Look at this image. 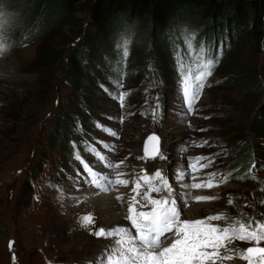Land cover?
<instances>
[{
  "label": "rangeland",
  "instance_id": "rangeland-1",
  "mask_svg": "<svg viewBox=\"0 0 264 264\" xmlns=\"http://www.w3.org/2000/svg\"><path fill=\"white\" fill-rule=\"evenodd\" d=\"M18 5V0H0V264H112L117 257L130 258L136 247L151 245L181 251L188 264H264V127L257 129L264 118V43L242 35L236 25L222 33L224 28L195 15L181 20L185 46L172 62L175 70L165 50L159 52L167 62L161 68L149 45L151 27L143 22L120 38L121 73H111L116 65L104 50L101 59L83 62L82 86L75 93L63 68L50 75L30 65L37 43L15 46L13 35L22 22ZM78 17L87 19L85 13ZM71 29L65 27L66 51L82 35ZM202 53L204 61H195ZM144 55L148 59L142 64ZM66 126L69 135L61 129ZM152 133L159 137V154L148 158ZM195 180H200L196 186L183 188ZM202 185L212 201L187 202L177 214L196 223L201 234L214 224L223 231L215 259L203 255L199 261L194 246L202 238L187 239L184 230L185 237L172 239L168 247L166 237L155 243L159 218L156 210L148 213L159 205L175 212L178 203L170 202V192L185 190L189 196ZM113 193L123 197L122 217L130 213L114 232L116 225L104 220L110 209L91 203ZM134 211L136 224L150 230L152 240L124 249L125 237L115 240L127 230L135 238Z\"/></svg>",
  "mask_w": 264,
  "mask_h": 264
},
{
  "label": "trees",
  "instance_id": "trees-1",
  "mask_svg": "<svg viewBox=\"0 0 264 264\" xmlns=\"http://www.w3.org/2000/svg\"><path fill=\"white\" fill-rule=\"evenodd\" d=\"M18 3L22 22L13 35L15 46L37 43L36 55L30 65L50 75L55 69L63 68L65 79L75 93L82 86L83 62L101 59L104 50L110 53L116 65L111 67V73H121L124 54L119 45L120 38L126 29L143 22L151 27L149 45L156 55L155 64L161 68L167 66V62L159 58L161 50H165L169 64L177 57L180 59L185 46L181 20L188 21L195 15L209 21L210 26L224 28L222 33L236 25L242 35L264 43V0H18ZM79 13H85L87 19L78 17ZM65 27L76 28L82 33L69 51L65 45L70 36L65 35ZM205 40L204 34L200 42L204 44ZM194 58L198 62L204 61V54ZM141 59L145 64L148 57L144 55ZM172 68L175 70L174 65ZM102 74L104 79H112L108 73ZM258 122L260 131L264 127V118ZM61 129L64 135L71 134L67 126ZM61 132L60 129L56 131V136L61 138Z\"/></svg>",
  "mask_w": 264,
  "mask_h": 264
},
{
  "label": "bare ground",
  "instance_id": "bare-ground-1",
  "mask_svg": "<svg viewBox=\"0 0 264 264\" xmlns=\"http://www.w3.org/2000/svg\"><path fill=\"white\" fill-rule=\"evenodd\" d=\"M104 172H106V171H104ZM203 173V172H202ZM110 174H112L111 172H107V174H105L104 176L105 177H107L108 179L110 178ZM102 175V174H101ZM115 177H117L115 174L113 175V177H112V180L111 181H114V178ZM211 177V176H210ZM205 179V178H204ZM217 180V179H216ZM219 180V179H218ZM217 180V181H218ZM198 181H200V180H195L194 181V183H190V182H186V183H182V186H183V188H188V187H193V185L196 183V182H198ZM210 181V180H209ZM193 184V185H192ZM212 184V183H211ZM197 185V183L195 184V186ZM92 186H93V184H92ZM95 186V185H94ZM108 186H111V184H109V183H107V187ZM211 186V185H210ZM100 187H103V188H105L106 187V185L104 186H100ZM214 187H216V186H214ZM177 189H179V188H177ZM214 190H217V188H214V189H212V191H214ZM142 191V190H141ZM190 191V190H189ZM140 192V191H139ZM143 192V191H142ZM162 192V191H161ZM182 194H179V191L177 192V191H174V192H170V202L173 200V199H175V200H177V207L179 208V210L181 209V207L185 204V203H187V202H190L191 203V205L189 204V206H192V205H194V204H196V203H198L196 200L198 199V198H201L200 200H202L201 202L199 201V203H206V202H209V201H212V200H208L207 198V196H208V194H207V196H205L204 194H206V192H207V187L205 186V185H202V186H200V187H198L196 190H193L192 189V192H191V194L189 195V196H186V194H184V192H185V190H182ZM138 193V192H137ZM166 193V194H165ZM165 197H166V195H167V191H165ZM210 193V192H209ZM99 194V193H98ZM97 195V194H96ZM111 195V194H110ZM109 195V196H110ZM145 195V194H144ZM188 195V194H187ZM76 196V195H75ZM100 196H105V197H99V195H98V197L99 198H97V200H94V201H92L91 203H93V204H102L104 207L103 208H108V209H110V212H107V214H106V216H105V223L108 225V226H111V225H116V227L114 226V229H112L113 230V232H114V230L115 229H117V227H120V226H124V224L122 223V221H124V223H125V221H127L128 219V213H124L125 214V217H122V214H121V210H122V203L124 202V200H123V197L121 198V197H118V196H116V193H113V195H111V197L110 198H107V196L108 195H103V194H100ZM134 196V195H133ZM132 195H130V196H128L129 198H130V201H129V199H128V201H129V204L128 205H130V206H132V205H134L135 203H134V198L135 197H133ZM137 196V195H136ZM146 196V195H145ZM145 196H144V198H145ZM163 196V195H162ZM94 197V196H93ZM150 197V196H149ZM164 197V196H163ZM169 197V196H168ZM89 198V197H88ZM137 198V197H136ZM71 200H72V202H74V203H76L77 201H78V198L77 197H71L70 198ZM164 199V198H163ZM76 200V201H75ZM127 200V199H126ZM80 201V200H79ZM89 201V200H88ZM88 201L86 200V198H85V202L84 203H88ZM141 201V200H140ZM139 201V202H140ZM153 201V200H152ZM152 201H151V203H152ZM155 201V200H154ZM103 202H104V204H103ZM138 202V203H139ZM157 202V201H156ZM163 202V201H162ZM81 203V202H80ZM165 203V202H164ZM172 203V202H171ZM136 205V204H135ZM134 205V206H135ZM142 205V204H141ZM145 205V204H144ZM166 206V205H165ZM169 207V206H168ZM173 207H175V205H173ZM187 207V206H186ZM126 208V207H125ZM102 209V208H101ZM131 209V208H130ZM133 209V208H132ZM136 209V208H135ZM174 209V208H173ZM127 210V208L125 209V211ZM138 210V209H137ZM166 210V209H165ZM104 211V210H103ZM172 211V210H171ZM131 212V211H130ZM135 212V211H134ZM176 212V211H175ZM181 213V212H180ZM132 214V213H131ZM133 215V214H132ZM128 216V217H127ZM180 216H182V215H180ZM131 218V217H130ZM175 217H172L171 219H174ZM90 220V219H89ZM188 220V219H187ZM201 220V219H200ZM185 221V220H184ZM153 223H155V222H153ZM121 224H123V225H121ZM157 225V224H156ZM155 226V225H154ZM153 227V226H152ZM156 227V226H155ZM154 227V228H155ZM143 228V227H142ZM145 228V227H144ZM121 229V228H120ZM149 229V228H148ZM152 229V228H151ZM164 229V228H163ZM111 230V229H110ZM126 230V229H125ZM144 230V229H143ZM187 231V230H186ZM109 232H112V231H109ZM116 232V231H115ZM124 232V231H123ZM149 232V234H150V230L148 231ZM155 232V231H154ZM147 233V232H146ZM117 234V233H116ZM123 235L121 236V237H119V238H117V240H115V241H119L120 239H123L124 237H125V239H126V242H124V245L123 246H121L122 248H126V247H128V246H130L131 248H133L134 246H133V244H135L137 241L135 240V238H133L132 237V234L127 230V231H125L124 233H122ZM154 234V233H153ZM186 235H187V233H186ZM225 235V234H224ZM111 236V235H110ZM166 237V238H169V235L168 234H166V235H162V237L160 238V240H163V237ZM116 237V236H115ZM132 237V238H131ZM140 237V236H139ZM226 238V237H225ZM110 239V238H109ZM145 239H148L149 240V238H147V237H144L142 240L144 241ZM111 242H112V240H111ZM114 242V241H113ZM163 242H165V240L163 241ZM166 242H167V239H166ZM189 242H191V241H189ZM114 243H116V242H114ZM122 243V242H121ZM170 243L171 242H169V244H165L164 245V247H168V246H170ZM187 243V242H186ZM192 243V242H191ZM195 243V242H194ZM139 243L137 242V245H138ZM146 245H147V243H146ZM191 245V244H190ZM152 246V245H151ZM150 246V247H151ZM187 246V245H186ZM188 247V246H187ZM195 247V246H194ZM119 248V247H118ZM144 248V247H143ZM137 249V247L135 248V249H133V251H131V252H134L135 251V253H136V250ZM149 248H147V249H141V247H139V249H138V251H141V250H148ZM152 249V252H145V253H143V256H145V255H147L148 253H153V254H156V255H159L160 253H165V254H171V255H177V253H170L169 251H167V252H162V250H160L158 247H152L151 248ZM131 250V249H130ZM118 251V250H117ZM184 251V250H183ZM186 251H187V249H186ZM105 252H107V251H105ZM113 252V251H112ZM181 252V251H180ZM190 252H191V250H190ZM109 253V252H108ZM135 253H132V255H134ZM187 253H188V251H187ZM112 254V253H111ZM120 254H122V253H120ZM129 255L131 254V253H128ZM183 254V253H182ZM106 255V254H105ZM119 255V254H118ZM190 255V254H189ZM107 256V255H106ZM122 256V255H121ZM184 256V255H183ZM193 256V255H192ZM133 256H130V258H126V259H124L121 263L122 264H140L139 262L142 260V256H140L139 255V260L136 262V263H134V261H135V259L134 258H132ZM186 257V256H185ZM121 258V257H120ZM124 258V257H123ZM184 258V257H183ZM107 259V258H106ZM155 259H156V257H155ZM158 259H161V258H158ZM168 259V258H167ZM177 260V259H176ZM193 260H194V258H193ZM155 260H153V262H154ZM163 261V260H162ZM173 261V260H172ZM175 261V260H174ZM186 261V260H185ZM109 262V261H108ZM112 262H113V260H112ZM156 262V261H155ZM91 263V262H90ZM189 263V262H188ZM163 264H175L174 262H171V261H168V262H165V263H163ZM178 264H181V263H178Z\"/></svg>",
  "mask_w": 264,
  "mask_h": 264
},
{
  "label": "water",
  "instance_id": "water-1",
  "mask_svg": "<svg viewBox=\"0 0 264 264\" xmlns=\"http://www.w3.org/2000/svg\"><path fill=\"white\" fill-rule=\"evenodd\" d=\"M146 156L154 158L159 154V137L156 134H151L147 140Z\"/></svg>",
  "mask_w": 264,
  "mask_h": 264
}]
</instances>
